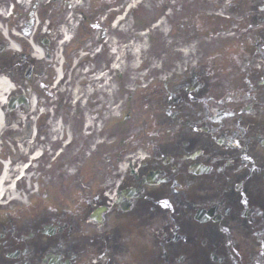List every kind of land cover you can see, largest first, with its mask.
<instances>
[{
    "label": "flooded vegetation",
    "instance_id": "af4514ba",
    "mask_svg": "<svg viewBox=\"0 0 264 264\" xmlns=\"http://www.w3.org/2000/svg\"><path fill=\"white\" fill-rule=\"evenodd\" d=\"M125 2L108 3L104 30L114 23ZM208 6L214 9L193 11L195 15L188 20L192 36L201 45L195 62L183 74L167 77L166 82L150 89L157 97L151 106L156 112L153 133L148 135L147 129L134 138L148 155L135 156L138 149H132L129 141L117 142L108 123L98 135L111 138L114 144L107 158L108 174L100 182L97 178L93 188L100 192L98 188L103 187L104 192L116 194L109 203L108 242L114 253L122 254L124 239L138 236L144 240L150 232L161 241L152 244L157 253L150 264L165 263L162 252L166 247L170 252L168 264H174L181 254L190 264H216L209 256L213 250L217 264H264V41L245 40L238 32L234 40H202L209 32L226 30L221 20L212 17L220 3ZM2 8L6 10L8 4ZM38 70L35 62H29L22 72L17 70L13 75L36 78ZM112 103L114 98L92 108L107 110L116 106ZM247 106L249 110L244 111ZM52 107H45L43 120H36L34 114L30 123L34 149L48 146L47 158L54 162L49 166L48 190L66 187L69 166L74 172L83 171L81 159L92 156L88 151L94 140V131H89L85 145L80 136L85 122L78 120L75 109L60 105L57 115L62 120H56ZM53 126L61 130L55 131ZM161 204L167 209L163 210ZM95 205L104 206L105 200L98 199ZM60 224L56 214L50 213L13 227L18 234L13 245L31 246V251L21 252L27 262L14 260V264H42L39 258L43 253L56 259L66 252V262L75 264L82 253L75 257L70 254L69 248L76 246L69 247L66 239L60 238ZM44 230L53 232V236L44 235ZM9 233L0 224V241ZM198 236L203 237L202 250L207 253L201 259L193 256L199 253L194 249L198 248ZM172 238L171 243L162 242ZM185 243L194 248L188 249ZM10 244L2 243L0 253ZM0 264H4L2 260Z\"/></svg>",
    "mask_w": 264,
    "mask_h": 264
},
{
    "label": "rangeland",
    "instance_id": "374dc122",
    "mask_svg": "<svg viewBox=\"0 0 264 264\" xmlns=\"http://www.w3.org/2000/svg\"><path fill=\"white\" fill-rule=\"evenodd\" d=\"M131 1L135 2V0H131ZM159 1H162L164 3L167 2L168 6L167 5L164 6L162 4H161V6L158 5L156 2H159ZM185 1H186L185 5L183 7H180V0H177L176 6H169L168 3H170L171 1H168V0H147V1L145 0L143 3V7H138V8L143 9L142 12H138V13H140L139 16L134 15V19L137 22L136 27H137V25L138 26L139 25H148L151 22H153L155 18L157 19V16H158L159 19L153 25H155L159 22H162L163 25L160 28H162V27L166 28L167 23H169L168 20L164 19L165 18L164 15L161 16L160 13L158 15V13L155 11L156 9L158 10L160 8H166V6L169 8V9H167V12L171 13V15L169 17H166V18H172L173 16H175L177 19L179 17H182V16L195 14V13H193V11H196V10L197 11H199V10L212 11L214 9V7L208 6V3L205 0H185ZM239 2H240V0H239ZM209 3H211V2H209ZM42 6H44V5H41L40 7H38L37 10L40 11V8ZM52 7L55 9V6H53V4L51 6V9H52ZM178 8H179V11L176 12L175 9H178ZM232 10L233 11H231L229 13H225V16L230 18L231 24L236 23V22H238V20H240V18L238 17L239 12H237L235 10V8H232ZM139 20L141 23H139ZM171 25L173 26V28H175L173 33L170 36L171 38L165 39V37L162 35L161 36L154 35L155 37L152 38L153 43L151 44L153 48L149 52V56L154 58V62L152 63L153 69L157 70L158 67H162V73L161 74L163 75L162 76L163 78H164V76L168 77L172 74V72L175 68V62L178 63V66H181L183 64V60L181 57L188 56V53L190 50L189 47H192V50L194 48L195 51H197V50H199V48L201 46L200 43H198L197 41H195L191 37L193 35L191 30L183 32V31H179L181 28L180 25L175 26L172 23H171ZM137 30H139V28H137ZM178 32H179V34H178ZM125 38H127V37L125 36L123 39H125ZM139 40H140V38L138 37V41ZM1 44H2V40L0 42V46H1ZM140 48H141L140 45L134 46V50L138 51ZM132 54L135 57L138 56V54H136V53H132ZM12 61H13L12 64L18 68V71H21V67L18 65V63L14 60H12ZM5 69L13 70L12 66L6 65V63H5ZM167 73H169V74H167ZM152 74H155L156 76L158 75L157 71L152 72ZM39 83L40 82L35 83V86L40 89ZM149 119L150 118L146 119L145 114H143L142 117L138 118L137 120L138 121H145L146 120L145 126L143 128L146 130V124L149 121ZM143 129L136 130V131L130 129L131 135H132V133L139 135L140 133H142ZM138 144H139V142H137V143L131 142L130 145H131V147H135V146H138ZM98 166L101 169L100 174H106L108 172L109 166L104 161L99 162ZM85 191H87V190H85ZM17 218H20V216H18ZM13 222H14L13 224H16L17 222L21 223L22 219H19V221L14 220ZM20 223L18 224L19 226L21 225ZM156 227H159V226L156 225ZM6 228H10V230L8 231V232H10L8 237L11 238V236L14 234V232H11L12 226H7ZM126 240H130V239H126ZM185 245L188 249H191L190 245L188 243H186ZM7 249H10V248L8 247ZM25 249L30 250L31 246H25ZM106 259H107V254H106ZM120 259L123 261L122 264H130V262L128 261V258L126 256H121ZM255 264H258V263H255Z\"/></svg>",
    "mask_w": 264,
    "mask_h": 264
},
{
    "label": "bare ground",
    "instance_id": "6f19581e",
    "mask_svg": "<svg viewBox=\"0 0 264 264\" xmlns=\"http://www.w3.org/2000/svg\"><path fill=\"white\" fill-rule=\"evenodd\" d=\"M138 5H140V1H138L136 3H132V5L129 6V10L135 9L136 6H138ZM85 45L86 44L84 43V46ZM10 88H11L10 84L4 78L0 77V107H1V102L4 101V98H5L7 92L9 91ZM1 114L3 115L2 112H1ZM1 114H0V133H1L2 129L6 128V125L3 122V117ZM25 143L26 144L30 143V141H26ZM20 146H22V145H20ZM6 166H5V171L3 173V176H1L2 174L0 175V196H2L3 194H6L9 197H11L12 200H17V199H19V197H18L17 193L13 191L12 187H6L5 186L6 182L4 180L9 178V173H8V169L6 168Z\"/></svg>",
    "mask_w": 264,
    "mask_h": 264
}]
</instances>
